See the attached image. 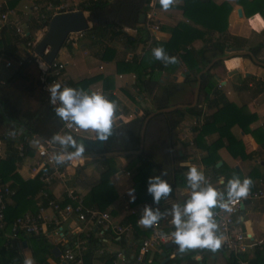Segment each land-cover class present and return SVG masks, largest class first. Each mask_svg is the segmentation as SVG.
Instances as JSON below:
<instances>
[{"label":"trees","instance_id":"obj_1","mask_svg":"<svg viewBox=\"0 0 264 264\" xmlns=\"http://www.w3.org/2000/svg\"><path fill=\"white\" fill-rule=\"evenodd\" d=\"M178 1L181 2L178 9L187 23H178L173 27L170 30V37L166 43L151 40L149 48L138 61L137 59H132L129 67L128 64H125L124 69L121 65L122 62L120 64L116 63V71L118 73L130 71L134 73L135 87L139 92H144L151 87L152 81L155 79L154 71H157V73L161 71L168 73L169 68H175L178 63H181L189 72L184 81L190 84L191 87L198 82L197 93L204 97V102L208 109H214L213 113L206 116L199 128H191L194 134V147L203 152L205 156L202 161L203 167L209 170L212 179H216L217 176H223L226 184L233 175L239 176L241 180L249 177L254 181L259 178L258 167L252 168L243 177L237 171L228 170L224 165L215 168V164L219 162L217 151L221 148H224L232 158L248 159V156L244 154L243 145L230 132L234 126L238 127L243 134H250L255 142L264 150V133L262 130L259 128L249 129L250 124L256 119L255 115L250 114L244 106L236 107L232 103L227 102L219 89L213 90L216 87L213 70L217 69L221 65L223 57L227 56L224 51L227 49L242 51L246 47V42L244 39L231 37L226 34L227 16L230 12L229 4L223 2L216 5L211 0ZM236 1L242 5L246 16L258 12L264 20V9L257 8L260 5V0H251L245 4L241 0ZM14 2L8 1V6L11 7ZM148 3L149 0H113L112 2L97 0L96 2H90L88 6L79 8L80 11L88 13V19L92 22V26L83 31V34L93 42L92 38H104L107 33L106 29H108L111 31L110 37H122L125 44L132 46L136 43L145 42L148 39L147 31L144 28L135 27L138 25V17L141 14H145ZM246 5L251 7V9L247 10ZM48 21L49 18H46L44 21L41 20L38 27H46ZM123 28H135L137 37L134 39L127 37L122 32ZM207 33H217V36L214 40H208L199 51L185 49L192 41L202 40ZM20 39L21 42L26 43L30 40V36L24 35L23 37H19L15 33L14 25L6 24L2 26L0 28V56L6 60H14L18 52L17 44L20 43ZM158 47H162L167 55L176 57L178 62L165 65L162 61L156 60L152 54V50ZM261 49H264V43H258L250 47L248 51L255 58ZM111 54L112 50L104 46L102 48L101 59L108 60L109 57L107 56ZM239 55L248 58L245 54ZM33 61L34 58L29 54L6 79H1L0 77V142L6 144L9 148V152L5 157L0 159V184L7 186L13 192L10 197L11 202L6 204L4 211V222L6 225L3 230H0V264H24L22 255L13 244L14 242H18V240H24L27 244L34 264H45L46 259L51 258L52 245L41 235L17 233L15 237H11L8 234L10 224L15 218L26 212L31 215L36 214L38 200L35 197L43 189V184L39 181L38 175L32 179L22 180L16 173V164L20 162V158L17 156V150L14 149V145L21 146L24 156H31L33 154L29 146L33 137H38L44 142H49L52 147L60 149L58 144L52 142V137L60 132L61 122L55 114V107L49 104V97L40 91L35 106L32 105V101L36 99L37 95L36 87L38 86L40 89L38 83L34 86L33 83L29 82L28 75L26 74L27 68L32 65ZM198 65L203 67L210 65V67L208 71L202 74L199 73L200 69L197 68ZM146 75H148V79H146ZM98 78L94 77L84 82L66 85L69 87L78 86L79 89H85L91 81H95ZM246 80H252V78H246ZM256 83L259 90L263 91L264 74L261 80ZM181 87L180 85L164 87L162 93L157 96L156 108L167 109L177 106L176 102L180 103L177 96L181 94ZM106 96L109 100L113 99L110 95ZM174 96L176 97V102ZM181 104L180 108L174 109L169 114L172 117L171 129H175L185 114L195 118H198L200 115V110L194 106H190V103L182 102ZM142 119H137L130 124L124 125L121 129L113 128V135L107 141H103L102 152L136 151L139 144V131ZM209 137L213 139L207 142L206 139ZM123 142L128 143L130 146H122ZM68 151H74V149L70 148ZM125 158L129 159L130 156L126 155ZM112 160L113 157L99 159L103 171L99 175L98 183L83 197V203L87 207L98 211H105L116 199L114 189L109 182V177L115 172V169L111 165ZM59 166L62 168L63 165ZM127 167H134L132 176L134 185L132 188L135 189V201L131 202V206L145 203L155 205L152 196L147 193V181L149 176L160 175L161 171L167 172V175L162 178L167 180L173 189L167 199L162 198L159 205H155L160 208L161 212L171 209L172 205L178 201V190L188 185L184 172L189 170L190 167L172 165L170 169L164 168L161 164L155 163L143 154L134 155ZM253 190L254 187L252 185L250 192ZM48 196L50 199L52 198L51 195ZM40 201L45 205V201ZM64 202L66 201L63 200L61 203ZM110 214L113 215V212H110ZM137 217V212L134 214L129 213L122 220L121 224L128 223L134 226ZM170 217V215L166 216L161 221L165 223ZM133 229L132 243L148 235L147 231L139 230L135 226ZM6 235L10 239H6ZM91 235L92 232H89L86 241V252L83 256L84 264H91L93 249L101 246L98 241L91 239ZM79 238L83 239L82 234H79ZM103 238L112 239L108 235H104ZM119 242H122V240H119ZM159 250L164 252L167 258L170 254H173V257L171 259L168 258L164 264H199L194 259L196 255L202 254L199 261L200 263H205L211 254L215 255L218 252L225 254L220 248L216 252L208 249H194L181 255L178 252V245L174 243L169 248L161 245ZM225 255V264H237L236 259L231 254ZM107 258H104V264H111ZM241 259H245V255H242ZM161 260L160 253L153 254L152 264H160ZM248 261L251 264H264V246L261 250L255 247L253 257L249 258Z\"/></svg>","mask_w":264,"mask_h":264},{"label":"crops","instance_id":"obj_2","mask_svg":"<svg viewBox=\"0 0 264 264\" xmlns=\"http://www.w3.org/2000/svg\"><path fill=\"white\" fill-rule=\"evenodd\" d=\"M8 1L10 0H6V6L13 13V15L9 16L10 25L18 27L23 36L29 35L30 40L28 42H33L35 44L45 33L46 27L39 28L38 26L41 21L34 19V17L24 16L20 12L22 5L26 3L27 0H11L15 1L11 7L8 6ZM101 1L112 2L113 0ZM211 1L216 5L223 2L230 5V12L227 16V35L244 39L246 42L245 48H247V50L258 43H264V20L260 13L256 11L257 13H252L246 16L242 5L236 0ZM241 1L245 4L251 0ZM69 3L72 5L73 11H80L79 8L85 6L82 0H73ZM180 4L181 2L176 0V3L165 11L161 7L159 0H149L145 14H142L144 15L143 22L138 23L135 27L144 28L147 31L148 39L145 42L136 43L132 46L125 44L122 37H110L111 31L108 29H106L107 33L104 38H92V42L83 34L82 31L81 37L72 35L70 40H65V46L63 44L56 56V60L64 64L63 79L65 84H76L78 82L90 80L94 77H99L97 80L91 81L84 90L90 91L94 88H100L105 95H110L113 98L112 100L118 103L119 111L116 113L113 128L121 129L124 125L130 124L133 121L142 118L143 125L145 119H147L142 136L139 137L138 140V149L136 151L131 150L129 152H123L126 154L111 156L113 157L111 165L115 169V172L109 177V182L114 189L116 199L105 211L109 214L110 212H113V215L110 214V216L119 223L127 217L130 211H137L142 205L131 206L132 201L128 195V190L134 185L132 179L134 167H127L131 158L134 155L143 154L155 163L161 164L164 168L166 167L170 169L172 165L186 166V162L190 159V155L185 157V154H189V152L186 144L179 139L181 134H183L184 131L190 132L193 127L199 128L206 116L214 112V109H208L206 107L204 97L199 93H197V98L194 103L193 94L196 84L191 87L190 84L184 81L185 77L189 75V72L181 63H178L175 68H169L168 73L162 71L157 73V71H154L155 79H153L151 87L148 88V90L146 89L147 91L144 92H139L135 87L134 73L131 71L118 73L116 71V63L120 64L122 62V68H124L125 64H128L129 67L132 59H137L138 61L142 54L149 48L151 40L159 43H166L170 37V30L173 27H175L178 23H187V21L182 17L181 11L178 9ZM263 4L264 0H260V5L257 8L264 9ZM246 6L247 10L251 9L248 5ZM237 10H240V17L237 15ZM81 12H83L87 17L89 22V27L87 29H89L92 26V22L88 19V13L85 11ZM147 25H156L157 30H147ZM135 28H123L122 32L127 37L134 39L137 37ZM32 34L34 37H32ZM216 36L217 33H207L202 40L192 41L185 47V49L199 51L208 40H214ZM104 46L112 50V54L107 56L109 57L108 60L101 59L102 48ZM17 48L18 52L15 59L8 61H12L13 63L16 61L19 65V62L27 56L26 54L29 53L31 49L26 46V43L21 42V39L20 43L17 44ZM224 53L227 54V56L223 57L221 65H219L217 69L213 70L215 76H217L219 81L222 82V85L214 79L216 87L213 90L219 89L227 102L232 103L236 107L244 106L250 114H254L256 119L252 124H250L249 129L253 130L255 128H259L264 133V90L260 91L256 83L261 80L264 74V49H261L255 57L256 63L252 62L249 57L244 58L235 52L226 53V51H224ZM1 59L6 60L4 58ZM210 65L205 67L198 65L197 68L200 69L199 73L203 74L208 71ZM41 70V64L34 62L29 66V68H27L26 71L29 82L33 83L34 86H36L37 83L40 85V89L38 86L36 87L37 95L36 99L32 101L33 106L36 104L38 93L40 91L43 93L42 83L40 82ZM11 72L8 71V68H5L2 64H0L1 79H6ZM246 78H252V80H246ZM146 79H148V75H146ZM169 85L182 86L181 94L177 96L179 97L178 100L180 103L176 102V97L174 96L175 102L177 103H175L177 106H174L176 109L181 107L182 102H188L190 103V106H194L200 110L198 118L185 114L182 121L175 127V129H171L172 117L169 115L173 110L163 112L165 108H156V99H158L157 96L162 93V89L164 87ZM73 88H78V86H73ZM230 132L238 141L241 142L244 154L248 156V159L241 160L238 157L232 158L224 148H221L217 151L221 165H224L228 170L237 171L242 177L254 167H258L259 169V178L253 181L254 190L250 193L260 189L263 196L252 200L244 199L241 207H239L240 212L234 216V219L237 222L241 233L249 239L250 243L254 244V247L261 250L264 246V166H261L260 162H264V150L255 142L250 134H243L238 127H232ZM57 134H71L76 139L82 138L88 140H93L96 136V133L91 129L82 130L79 128L76 134L63 131H60ZM211 139L213 138L209 137L206 141L209 142ZM33 141L34 137L29 143L33 154L31 156H23L20 158V162L16 164V173L22 180L32 179L36 175V154ZM122 146L128 147L130 145L123 142ZM17 147L18 145H14V149H17ZM8 152L9 148L6 144L0 142V159H3ZM85 153L96 155L103 152L85 151ZM197 153L200 161H196V159H194V166L197 167L198 170H202L204 173L210 174L209 170L203 167L204 164L202 161L205 157L204 153L198 150ZM93 155L92 157L86 159L81 157L74 158L62 164L63 166L60 168L61 172L59 177H55L48 188V193L54 200L59 202L63 201L65 189L74 192V194L83 200V197L87 194V192L98 183L99 175L103 171L102 165L99 163V159L103 158ZM126 155H129L130 158L126 159ZM74 169L77 173L76 175L73 173L71 176L74 177L70 188L66 186V182L64 183L62 178L67 170L74 172ZM212 180L213 182L217 180L218 183H220V186L216 188H225L226 183L223 176H217L216 179ZM190 195L191 189L188 185L180 188L177 192L178 201L175 203H184L188 198H190ZM225 195H227L226 192ZM35 199L38 200V206L39 194L36 195ZM10 202L11 201L8 200L7 203L9 204ZM44 215L45 217H49V211H46ZM171 220L172 217L167 219V221L162 224L160 228L162 233L175 228V226L171 223ZM57 221L60 226V232L57 236L54 232L55 228L47 221L44 225H42V233H39V235L52 245L51 250L53 248H57L59 250L61 236L71 237L72 234H76L81 230L79 224L75 223L72 219L63 220L57 217ZM170 227L172 228L169 229ZM96 236V234H93L92 238H96ZM7 238L10 239L8 235H6V239ZM22 242L25 243L24 240H18V242H14L13 244L22 255L24 262L25 259L32 260L30 249L27 247L26 243L25 248H22ZM126 246L127 244L125 242H119L117 239H106L102 245L104 249L113 252H126ZM96 250L97 249H93L91 264H104V262L100 261L101 259L96 257ZM154 253L161 254L162 252L159 249H156ZM201 256L202 254L196 255L194 258L199 262V264H225L226 255L221 252H218L215 255L211 254L205 263H200L199 260ZM172 257L173 254L168 256L169 259ZM247 257L252 258L253 251L250 252ZM56 259L57 257L54 258L51 254V258H47L45 264H56Z\"/></svg>","mask_w":264,"mask_h":264},{"label":"built area","instance_id":"obj_3","mask_svg":"<svg viewBox=\"0 0 264 264\" xmlns=\"http://www.w3.org/2000/svg\"><path fill=\"white\" fill-rule=\"evenodd\" d=\"M73 0H27L21 7L20 12L24 16L34 17V19L41 21L46 18H50L64 13L73 12L72 5L69 3ZM97 0H82L85 6H88L90 2H96ZM13 15L6 6V0H0V28L9 23V16ZM148 30H157L156 25H147ZM15 33L19 37H23L19 28L15 26ZM72 35L77 37L82 36V32L68 34L65 40H70ZM36 44V43H35ZM35 44L26 42V46L31 49L30 55L34 58V62H38L44 68L41 70L40 82L42 83L43 93L49 97L47 91V86L53 83H60L61 85H66L63 79L64 64L54 59L49 65L45 64L43 60L34 54ZM0 57V64L3 67H10V62L8 60H3ZM20 63V62H19ZM90 91L102 92L100 88H94ZM104 94V93H103ZM51 106L57 107L50 102ZM60 131L70 132L76 134L78 132L77 127L69 128L66 124L61 121ZM191 135V136H190ZM180 141H183L188 149L190 159L186 162L185 167H193L195 165V160L200 161L197 153V149L194 147L193 143V132L184 131L180 136ZM34 142V150L36 154V175H38L39 181L43 184V189L39 192V200L45 201V205L39 202L37 206V211L35 215L25 213L17 218H15L9 228V233L11 237H15V234L22 233L25 235H37L42 233V225L47 221L49 224L55 228L54 232L57 236L60 232L59 222L57 217L63 220L72 219L75 223L79 224L81 230L76 234H72L71 237L61 236L59 244V255L55 261L56 264H84L83 256L86 252V241L89 236V232L96 234V238L91 239L98 241L101 246L96 250V257L104 262V258L109 259L111 264H152L153 253L156 249H159L161 245L167 243H173L174 237L171 235L175 228L170 231L162 233L160 228L163 221H159L156 225L145 228L138 223L141 218V214L145 205H148L156 209L153 204L145 203L142 204L139 210L130 211V214L138 213V217L134 222V226L142 231H147L148 235L139 241L132 243L133 239V225L131 224H121V222L115 221L107 211H98L84 205L83 200L78 197L74 192L65 189L64 198L66 202L54 200L49 198L48 188L50 187L52 180L60 175V166L55 163L56 153L50 151L45 146L38 142ZM48 146H51L49 142H45ZM17 156L22 158L23 150L20 145L17 147ZM192 156V158H191ZM184 167V166H182ZM189 170L184 172V177L187 179V173ZM35 175V176H36ZM208 183L212 184L214 187H219L220 183L217 180L213 182L211 176L204 173ZM215 184V185H214ZM13 192L8 189L7 186L0 184V230L5 227L4 222V211L8 200L12 196ZM263 193L260 189L249 193L246 199L252 200L262 197ZM227 199V195L225 196ZM244 199L237 201L231 205V211L226 212L221 209H215L217 216V222L219 224L220 232L225 236V240L222 243L221 249L225 254H231L235 259L237 264H251L248 260L247 255L254 251V244L250 243L249 239L245 237L238 228V224L234 219L239 211V206L242 204ZM49 211L50 216L45 217V212ZM86 229V230H85ZM45 232V231H43ZM45 234V233H44ZM79 234H82L83 239L79 238ZM104 235L111 236L112 239L122 240L127 244V251H108L102 247ZM245 255V259H241V256ZM107 256V257H105Z\"/></svg>","mask_w":264,"mask_h":264},{"label":"clouds","instance_id":"obj_4","mask_svg":"<svg viewBox=\"0 0 264 264\" xmlns=\"http://www.w3.org/2000/svg\"><path fill=\"white\" fill-rule=\"evenodd\" d=\"M159 2L167 11L176 0H159ZM152 54L156 60L162 61L165 65L178 62L176 57L167 55L162 47L153 49ZM41 67L44 68L42 65ZM47 91L50 102L53 105L59 103L54 111L67 127L91 129L100 141H107L113 135V125L116 113L119 111L116 101L109 100L102 92L85 91L82 88H73L60 83L48 85ZM52 142L60 147V152L55 158L57 165L80 158L86 151L84 143L78 142L71 134H56L52 137ZM70 148L74 151L69 152ZM166 175L167 172L161 171L160 175L148 177L147 193L152 196L155 205H159L162 198L167 199L173 191L171 184L162 178ZM187 184L191 189V195L183 205L174 203L171 209H166L164 212H161L159 207L153 210L152 207L145 205L138 223L150 228L170 215L171 223L175 226V231L171 234L174 237L173 243L178 245V252L181 255L194 249L216 252L221 248L225 236L219 230L215 209L230 212L233 203L248 197L253 181L249 177L241 180L239 176L233 175L227 181L225 188L220 189L208 183L204 172L193 166L187 173ZM134 193V188L128 190L133 202ZM24 264H34V262L25 259Z\"/></svg>","mask_w":264,"mask_h":264},{"label":"water","instance_id":"obj_5","mask_svg":"<svg viewBox=\"0 0 264 264\" xmlns=\"http://www.w3.org/2000/svg\"><path fill=\"white\" fill-rule=\"evenodd\" d=\"M237 15L239 17L241 16L240 10H237ZM143 20H144V15L141 14L138 17V23H142ZM88 27H89V22L87 20V17L81 11H73L69 13L55 15L51 17L50 20L48 21L45 33L37 40L34 46V54L37 57L41 58L45 64L49 65L54 59H56L57 53L62 48L68 34L85 31ZM234 52L238 54H245L251 59L252 62L256 63L255 58L247 50V48H244V50L242 51H236L235 49L226 50V53H234ZM214 79L216 80V82L222 85V82L219 81L217 76H214ZM198 87H199V83L197 82L196 88L193 94L194 103L197 98ZM174 109H176V107H170V108L164 109L163 112L172 111ZM146 120L147 119H145L142 125L140 137L142 136L144 127L146 125ZM34 141L40 143L41 145L45 146L47 149H49L50 151L56 154L60 152L59 148L48 146L44 141L40 140L38 137H34ZM77 141L78 142L82 141L84 143L86 151L101 152L103 149V141L98 140L96 136L93 140L77 138ZM121 154H126V153L108 152V153H98L96 155L84 153L81 158H84V159L90 158L92 157V155L99 157V158H105V157H111V156H116V155H121ZM220 165L221 163L217 162L215 164V168H218ZM260 165L264 166V162H260ZM239 207H241V205ZM21 245H22V248H25L24 242H22ZM171 246H172V243L165 244V248H169ZM51 254L54 258H56L59 255V250L57 248H53L51 250ZM160 256L162 257L160 264H164L168 260V258L165 256L164 252H162Z\"/></svg>","mask_w":264,"mask_h":264},{"label":"rangeland","instance_id":"obj_6","mask_svg":"<svg viewBox=\"0 0 264 264\" xmlns=\"http://www.w3.org/2000/svg\"><path fill=\"white\" fill-rule=\"evenodd\" d=\"M226 3V2H225ZM32 37H34V35L32 34ZM30 54V52L29 53H27L26 55H29ZM25 55V56H26ZM25 58V57H24ZM23 58V59H24ZM10 62V67H8V71L9 72H11V71H13L16 67H17V63H16V61L13 63L12 61H9ZM34 63V62H33ZM8 73V72H7ZM199 151V150H198ZM188 155L189 154H185V157H188ZM68 162V161H67ZM202 164V163H201ZM69 172V173H68ZM73 173H75V175H76V170L74 169V172H71V171H69V170H67L66 171V173H65V175H64V177L62 178L63 180H64V183L66 182V186H68V187H70L71 186V184H72V182H73V177H71L72 176V174ZM208 174V173H207ZM209 176H210V174H208ZM78 187V186H77ZM71 188V187H70Z\"/></svg>","mask_w":264,"mask_h":264}]
</instances>
